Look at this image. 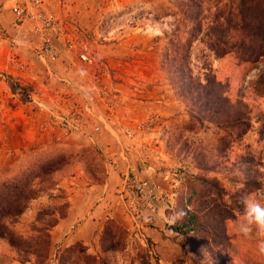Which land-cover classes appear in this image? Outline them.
<instances>
[{
	"label": "rangeland",
	"instance_id": "rangeland-1",
	"mask_svg": "<svg viewBox=\"0 0 264 264\" xmlns=\"http://www.w3.org/2000/svg\"><path fill=\"white\" fill-rule=\"evenodd\" d=\"M211 1L215 2L210 0L206 7H211L210 11L214 12L215 3ZM225 2L228 0L221 1ZM74 3L79 7L77 11L91 6L96 11H83L85 15L73 13L76 18H72L70 13L60 17L64 23V33L60 37H63L67 45L70 40L77 48L85 44L99 47L100 51L95 50L96 54H93L95 63H87L88 71L95 70L97 74L98 70L102 71L106 74L110 87L136 88V93L143 96H147L148 91L156 90L161 81L182 106V110L172 117L152 114L139 123L146 132L153 130L158 133L168 157L179 165L175 171L172 170L174 174L170 182L176 185L173 204L157 205V209L161 205L170 211V219L165 222L168 235L165 241L156 246L151 238L140 234V226L137 229L133 224L134 229L132 227L133 231H130L122 222L112 218L127 233L113 230L111 241L102 244L101 233L105 222L96 242L68 245L60 242L52 245L53 227L49 231L48 259L32 254V248L35 252H42L41 238L42 232H45L43 227L65 214L71 199L79 200L78 203L84 205L87 196L82 194L86 193L87 188L99 185L106 179V168L111 155H106L110 150L103 152L96 138L106 119L96 109H93L91 115L84 111L81 130H68L60 123L58 115L70 114L75 107H84L83 104L74 102L68 111L57 112L51 110L46 103L45 107H41L35 99L26 95L25 102L33 103L32 111H43V115L36 113L27 121L23 116V109L17 106L20 95L11 92L16 100L8 114L13 117L14 122L3 124L0 120V182L20 174L27 166L52 158L53 155L64 154L67 162L51 176L36 179L32 188L38 189L37 196L27 203L24 212L16 219H5L9 232L17 241L28 244L31 250L29 254H25L22 251L24 245H11L8 238L0 237V264H264V257L257 256L255 252L256 238L242 237L235 225L243 210L241 197L248 193L264 195V53L261 57L249 60L241 59L234 53L216 57L213 53L204 51L203 44L197 42L193 45L192 57L197 60L203 54L206 55L216 78L224 83L226 94L233 103L232 111L247 126L241 123L229 128L232 129L231 135L224 134L225 139L220 140V130L214 125L194 123L196 127L188 129L189 108L170 86L161 68L163 40L157 37L162 36L163 31L173 29L176 24L172 15L175 8L172 7L171 0H73ZM54 12L58 15L59 11ZM73 21H76L75 24ZM32 29L40 42L35 27ZM1 80L8 88L10 84H15L21 88L18 89L20 92L26 93L25 87L11 75L2 73ZM111 94L112 92L109 96ZM113 101L111 98L108 106H112L110 104ZM5 102H0V117L6 115L7 110L3 107ZM94 125H99L100 130L95 131ZM137 126L138 124L126 125L115 129L116 135L108 130V133L115 136V142H108L107 145H125V140L138 130ZM127 128L132 131L131 136L123 133ZM245 128L246 132L238 136L237 133ZM29 130L33 131V136H30V140H23V135H28ZM44 132L49 135L48 141L38 135ZM200 160L208 171L201 169L202 165L198 166ZM180 166H185V169L180 170ZM203 173L217 179L225 190L224 199H231L237 206L235 216L224 221L226 238L217 243L209 237L208 242L212 246L203 243L205 235L202 236V232H194L190 230V226H183L187 210H197L200 215L206 211L200 210L209 201L203 202L204 195L208 192L204 193L206 186L190 177L192 174ZM170 187V184L165 186L166 189ZM192 190L195 192L186 202ZM205 196L209 198V192ZM155 221L156 217L153 222L144 221V224L155 226Z\"/></svg>",
	"mask_w": 264,
	"mask_h": 264
},
{
	"label": "crops",
	"instance_id": "crops-1",
	"mask_svg": "<svg viewBox=\"0 0 264 264\" xmlns=\"http://www.w3.org/2000/svg\"><path fill=\"white\" fill-rule=\"evenodd\" d=\"M2 1L0 0V74L14 77L25 87L28 98L46 103L51 110L66 112L74 102L83 105L87 103L106 117L104 127L96 135L103 152L110 150L106 154L111 155L106 168V179L99 185H90L87 188L86 193L82 194L87 196L84 205L79 204V200L71 199L65 216L53 229L52 245L60 242L64 245L96 242L103 224L111 218L122 222L131 231L132 219L118 194L123 175L128 167L140 178L148 179L161 188H165L171 185L172 174H174L172 170L175 171L179 165L168 157L161 139L158 138V133L153 130L146 132L140 128L132 137L125 140V145L111 144L109 146L108 142H115V136L108 133V130L114 132L115 129L126 125H140L139 123L152 114H158L164 118L172 117L182 110V106L161 81L156 90L146 92L147 96L138 95L136 88L110 87L107 84L106 74H103L101 70V72L98 70V74L95 70L88 71L86 69L88 64L78 57L80 48L69 47L63 37H58L56 40L59 54L55 61L40 59L36 54L40 42L36 33L32 31L34 23L30 20L16 22L11 10L15 0H5L4 3ZM44 5L48 11H59L60 17L70 13L72 18H76V15H72L73 13L85 15L86 12L96 11L93 6L77 11L79 7L73 4V0H44ZM73 22L75 24L76 21ZM84 46L92 56L96 54L95 50L100 51L95 44L90 47L86 44ZM100 93L103 95L100 96ZM134 96H139V99ZM109 98L114 100L110 104H113L112 106H108ZM0 100L3 103L6 101L3 107L7 110L6 115L0 117V120L3 124H12L13 117L8 114V111L13 109L12 104L15 103L16 98H13L10 89L2 80L0 81ZM18 102L17 106L23 109V116L27 121L36 113L43 115V111L39 112L36 109L32 111L34 106L31 101L18 100ZM0 106H2L1 103ZM111 112L113 115H110ZM29 132L28 135H23V140L31 139L33 131L29 130ZM114 133L116 135V132ZM47 134L44 132L38 135L44 137V141H48ZM171 203L173 204V201ZM169 212L160 205L155 214V226H147L143 220H140L141 228L138 230L140 234L147 235L156 246H159L168 235L165 222L170 219ZM149 213L150 211L147 210L143 215L146 216Z\"/></svg>",
	"mask_w": 264,
	"mask_h": 264
},
{
	"label": "trees",
	"instance_id": "trees-1",
	"mask_svg": "<svg viewBox=\"0 0 264 264\" xmlns=\"http://www.w3.org/2000/svg\"><path fill=\"white\" fill-rule=\"evenodd\" d=\"M171 1L172 7L175 8L172 15L176 24L173 29L163 31V35L157 37L163 40L160 54L161 68L170 86L189 108L188 129L195 128V124L208 123L220 130V140H223L224 134L231 135L232 129L229 128L245 123L232 111L233 103L226 94L224 83L216 78L206 55L203 54V57L197 60L192 57L193 45L197 42L203 44V50L213 53L216 57L229 53H234L244 60L261 57L264 53V0H228L225 3H221L222 0H215V2L211 1L215 3L214 12L210 11L211 7H206L210 0ZM167 15L171 14L167 13ZM9 88L12 93L20 95L22 102L26 101V93L19 91L21 88L16 87L15 84H10ZM245 132L246 128L237 135ZM54 156L56 155L27 166L20 174L0 182V237L8 238L11 245L22 247L24 245L22 251L25 254L30 253V246L17 241L9 232L5 219H16L24 212L27 203L37 196L38 189L32 188L36 179L51 176L67 162L64 154H59L56 158ZM202 164V160L198 161V166ZM200 168L205 169L203 165ZM190 177L204 183L206 186L204 193L208 191L210 197L205 196L208 194L206 192L203 202L209 201L202 205L200 210L206 209V211L201 215L194 209L186 211L183 226H190V230L194 232H202V236L205 235V241H202L207 245L211 244L208 242L209 237H212L213 242L220 243L226 238L224 221L235 216L234 211L237 206L231 199H224L225 190L217 179L208 177L204 173L192 174ZM246 184L248 185V181ZM252 186H255V182ZM194 192L192 190L186 202ZM65 214L47 223L46 227H43L44 233L39 230L43 234L41 238L43 249L42 252H35L32 248V254L48 259L49 231ZM113 230H123V233H127V230L112 218L108 219L101 233L102 244L111 241Z\"/></svg>",
	"mask_w": 264,
	"mask_h": 264
},
{
	"label": "built area",
	"instance_id": "built-area-1",
	"mask_svg": "<svg viewBox=\"0 0 264 264\" xmlns=\"http://www.w3.org/2000/svg\"><path fill=\"white\" fill-rule=\"evenodd\" d=\"M11 10L16 22L30 20L34 23L40 38V45L36 51L37 56L42 60L55 61L59 54L56 40L64 33V23L60 16L48 11L44 0H15L11 5ZM67 42L68 46L73 48L72 42L70 40ZM78 57L88 64L95 63V58L88 53L85 46L78 50ZM35 102L41 107H45L44 102L37 99ZM84 111H87L89 115L93 114V109L85 103L84 107H75L73 111L69 112L70 114L58 115L60 123L68 130H81L84 123ZM139 127L142 128V125L137 126L138 129ZM94 130H100V126L94 125ZM123 133L131 136L132 131L127 128L123 130ZM178 168L184 170L185 166ZM118 194L123 200L135 228H139L140 220L143 219L150 223L155 220L158 203L170 206L172 197L176 194V185L171 184L170 189L161 188L148 179L140 178L128 167L123 175L122 186ZM145 210L150 211L146 216L143 215Z\"/></svg>",
	"mask_w": 264,
	"mask_h": 264
},
{
	"label": "clouds",
	"instance_id": "clouds-1",
	"mask_svg": "<svg viewBox=\"0 0 264 264\" xmlns=\"http://www.w3.org/2000/svg\"><path fill=\"white\" fill-rule=\"evenodd\" d=\"M241 203L243 210L235 222L237 231L246 239L255 237L256 255L264 257V195L248 193L241 197Z\"/></svg>",
	"mask_w": 264,
	"mask_h": 264
}]
</instances>
